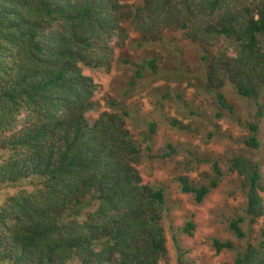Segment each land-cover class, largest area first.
Wrapping results in <instances>:
<instances>
[{"label": "trees", "instance_id": "16d2710c", "mask_svg": "<svg viewBox=\"0 0 264 264\" xmlns=\"http://www.w3.org/2000/svg\"><path fill=\"white\" fill-rule=\"evenodd\" d=\"M128 24L154 42L182 32L205 51L202 79L220 109L235 111L228 85L263 117L264 0H0V190H15L0 199V264H68L76 256L83 264H164L166 190L146 183L140 166L147 156L171 158L175 145L163 155L144 148L158 122L137 140L131 112L115 99L89 118L98 86L84 68L109 69L114 40H129ZM157 63L143 68L156 72ZM249 127L245 145L259 150V120ZM213 168L205 185L178 178L198 204L225 176L219 162ZM230 171L241 177L246 206L229 223L236 239L214 238L213 247L237 252L235 264H264V227L259 236L245 227L264 218L262 162L235 156ZM196 228L188 221L184 232Z\"/></svg>", "mask_w": 264, "mask_h": 264}, {"label": "rangeland", "instance_id": "374dc122", "mask_svg": "<svg viewBox=\"0 0 264 264\" xmlns=\"http://www.w3.org/2000/svg\"><path fill=\"white\" fill-rule=\"evenodd\" d=\"M128 28L130 37L125 47H120L116 39L113 42L115 59L109 69L84 68V74L98 86L90 121L94 123L100 113L109 110L108 101L115 99L119 106L131 112L129 127L137 140L142 142L148 135L149 124L158 122L159 130L144 148L151 145L153 154L163 155L169 143L175 145L177 153L168 159L148 158L145 151L147 157L140 166L146 183L166 190L167 207L162 224L167 232L169 252L164 264H235L237 252L217 254L213 239H236L229 231V223L246 206L241 177L230 171L231 159L246 155L260 161L264 175V112L259 117V106L239 97L228 85L224 92L235 105V111L221 110L202 79L205 51L185 39L182 32H168L154 42L145 39L130 24ZM155 58L158 59L156 72L143 68L147 60ZM138 69L144 74L140 79ZM261 104L264 105V100ZM219 112L222 117L218 116ZM176 119L190 128L180 131L172 125ZM256 120L260 122L259 150L245 145L252 134L249 124ZM215 161L225 176L220 186L198 204L192 194L182 191L178 178L185 177L196 186L208 184L216 176ZM26 183L30 188L29 181ZM14 191L8 187L1 189L0 199ZM188 221L197 225L194 236L184 232ZM245 227L252 235L259 236L264 218ZM68 264L83 262L76 256Z\"/></svg>", "mask_w": 264, "mask_h": 264}]
</instances>
